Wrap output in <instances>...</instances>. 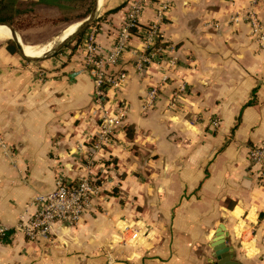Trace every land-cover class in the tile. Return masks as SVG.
<instances>
[{"label": "crops", "instance_id": "0c3cea01", "mask_svg": "<svg viewBox=\"0 0 264 264\" xmlns=\"http://www.w3.org/2000/svg\"><path fill=\"white\" fill-rule=\"evenodd\" d=\"M130 2L102 1L93 24L101 54ZM248 6L144 0L113 68L124 77L100 104L81 45L36 61L0 45V264H216L220 226L227 264H264V189L247 157L264 141V39L244 19ZM255 10L264 31V0ZM152 25L162 45L156 39L157 59L138 69ZM123 104L112 140L95 150L99 116ZM89 159L101 163L99 188L80 221L51 243L30 241L19 225L35 198L58 176L74 183Z\"/></svg>", "mask_w": 264, "mask_h": 264}, {"label": "built area", "instance_id": "2783aa9c", "mask_svg": "<svg viewBox=\"0 0 264 264\" xmlns=\"http://www.w3.org/2000/svg\"><path fill=\"white\" fill-rule=\"evenodd\" d=\"M144 0H131L126 13L125 21L119 27L115 35V43L106 54H101L97 42V31L95 26H90L84 33L81 46L83 48L82 63L89 69L95 83L94 99L97 104L104 101L106 89L119 83L124 73L113 69L119 62L120 56L127 47L130 38V29L135 25L137 16L142 9ZM258 0H249V6L244 14V19L249 24L251 33L257 38L259 43L264 39V31L255 6ZM164 6L157 10L159 17L162 15ZM235 17L234 20H237ZM160 35L155 25L149 27L145 32V42L147 47L135 60V67L140 69L145 64L157 59L156 51L160 48H152V44ZM157 94L156 87L148 89L143 101L145 110L151 107ZM178 101V94L172 93L170 105L175 106ZM125 104L119 106L118 113L103 112L99 116L98 131L96 137L90 142L92 147L100 149L104 143L112 140L116 123L121 119ZM216 119L211 121V126L216 128ZM247 157L251 166L255 169L259 183L264 189V141L256 142L248 147ZM95 164L101 165L89 159L83 172L74 181L67 183L61 176L55 181L54 188L50 191L38 195L36 200V211L26 220L20 223V228L25 236L33 242L51 243L56 230L60 227H74L80 221L83 212L91 204L94 195L98 191V174L95 171Z\"/></svg>", "mask_w": 264, "mask_h": 264}, {"label": "rangeland", "instance_id": "374dc122", "mask_svg": "<svg viewBox=\"0 0 264 264\" xmlns=\"http://www.w3.org/2000/svg\"><path fill=\"white\" fill-rule=\"evenodd\" d=\"M68 5L71 9L62 12L65 13L66 19H56L55 22H51L48 20L51 15L46 13L43 9V11H37V13L18 17L16 19V25L14 24L11 26L21 39L22 44L37 46L46 43L59 36L69 25L77 21L79 22L82 20L81 18L83 16L89 15L93 6V0H71ZM91 22L89 23L90 25L86 27V30L88 27L93 26L94 23L91 24ZM8 40L9 39L0 40V45L6 44ZM52 54L54 53H49V55Z\"/></svg>", "mask_w": 264, "mask_h": 264}, {"label": "trees", "instance_id": "16d2710c", "mask_svg": "<svg viewBox=\"0 0 264 264\" xmlns=\"http://www.w3.org/2000/svg\"><path fill=\"white\" fill-rule=\"evenodd\" d=\"M69 2H71V0H39L27 2L22 0H0V22L7 23L9 25H16V19L18 17L23 15H29L31 13H37V11H43V9L46 13H49V15H51V17L48 18V20L51 22H55L56 19H66L65 13L62 12L71 9L68 5ZM87 16H83L81 19H84ZM97 19L98 18L94 19L91 24L95 23ZM137 26L138 23L136 22L135 25L130 29V31L134 33L137 30ZM85 30L86 28L80 31L70 41L65 43V45L60 48L57 52L67 47L74 49L75 47L80 45ZM160 45L162 44L160 43L159 39H157V42H155V46ZM6 49L10 53H17V47L15 43L10 39L6 42ZM127 135L129 137L131 136L129 128H127ZM3 238L4 236L2 237V239Z\"/></svg>", "mask_w": 264, "mask_h": 264}, {"label": "water", "instance_id": "95a60500", "mask_svg": "<svg viewBox=\"0 0 264 264\" xmlns=\"http://www.w3.org/2000/svg\"><path fill=\"white\" fill-rule=\"evenodd\" d=\"M97 2H98V0H93V6L91 9V12L89 13V15L86 18L82 19L79 22L78 27L75 29V31L73 33L68 35L66 38H64L62 41H60L53 48H51L48 52H46L45 54H43L40 57H30V56L25 55L23 53V50H22V41L19 38V36L16 34L14 28L11 25L4 23V22H0V24H4V25L9 27V29L11 31V38L10 39L15 43L17 50H18V53L20 55H22L27 60L36 61V60H39V59L49 55V53L56 52L66 42L71 40L75 35H77L80 31H82L84 28H86L89 25V23L93 19H95V15L97 13ZM222 243H224V235H223L222 227L220 226L217 230V237H216L215 242L212 246L213 252H214L213 255L217 259L216 264H227L231 259V253L229 251V248L226 245L223 246Z\"/></svg>", "mask_w": 264, "mask_h": 264}, {"label": "bare ground", "instance_id": "6f19581e", "mask_svg": "<svg viewBox=\"0 0 264 264\" xmlns=\"http://www.w3.org/2000/svg\"><path fill=\"white\" fill-rule=\"evenodd\" d=\"M103 0H98L97 2V10L100 8L102 5ZM79 22L77 21L76 23H73L69 25L64 31L61 32V34L54 39L37 45V46H32L28 44H22V50L23 53L27 56L30 57H40L46 52H48L51 48H53L56 44H58L60 41H62L64 38H66L68 35L73 33L75 29L78 27ZM11 38V31L8 26L4 24H0V40H5V39H10ZM41 43V42H40ZM38 44V43H37Z\"/></svg>", "mask_w": 264, "mask_h": 264}]
</instances>
